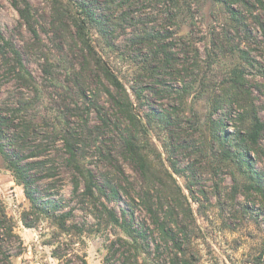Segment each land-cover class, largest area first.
Here are the masks:
<instances>
[{"label": "rangeland", "instance_id": "1", "mask_svg": "<svg viewBox=\"0 0 264 264\" xmlns=\"http://www.w3.org/2000/svg\"><path fill=\"white\" fill-rule=\"evenodd\" d=\"M27 1L37 36L14 7L25 0H0V118L14 116L16 130L31 127L28 138L6 131L2 143L30 164L38 196L90 232L88 264H120L132 242L108 213L132 223L142 264H264V198L252 188L255 177L264 186V129L249 137L256 119L264 128V0ZM72 2L87 4L102 25ZM12 47L35 88L18 81ZM96 58L120 80L142 123L146 170L125 151L124 96L100 76ZM73 67L77 77L69 76ZM66 134L102 188L94 192H106L97 204L75 194L85 188L67 161ZM0 202L24 245L14 264H58L50 244L63 237L44 216L35 228L24 225L30 202L1 154ZM102 202L108 212L99 215Z\"/></svg>", "mask_w": 264, "mask_h": 264}, {"label": "trees", "instance_id": "2", "mask_svg": "<svg viewBox=\"0 0 264 264\" xmlns=\"http://www.w3.org/2000/svg\"><path fill=\"white\" fill-rule=\"evenodd\" d=\"M237 1V0H233ZM75 3L74 5L77 7V10L80 12L82 16L85 17L88 21L93 23L94 25H102V23L95 18L93 14L90 13L87 4L84 3H78V2H72ZM19 4L15 3L14 7L17 9V11L20 14L21 19L25 22V24L31 29V32L34 35L37 34L36 27L34 25L33 17L31 16V4L25 0L24 7L18 6ZM262 34L264 37V22H260ZM76 29L79 32L81 36H84L85 38V29H86V23L85 20H78L76 22ZM101 32L103 30L100 29ZM104 33V32H103ZM3 39V35L0 33V40ZM264 44V42H263ZM87 48L89 52L93 55H95L94 51L92 50L91 46L86 41ZM13 55L15 60V68L13 71L16 74V77L18 81L25 83L28 86L36 87L37 81L35 78L31 75V73L27 70V68L22 64L20 53L17 49L13 48ZM96 65L98 67L99 72L101 73V77L109 83L111 87H114L116 91L119 93L120 96H124L123 99V105L119 108L124 109L126 113V119L128 122L127 129L125 131V136L123 138V144L125 151L127 152L128 156L133 160L134 163H136L141 169L146 170L150 167V162L148 161V156L143 152L140 139L138 137L139 132H143L142 123L135 114L132 102L129 98V95L127 93V90L124 88L120 80L114 75V73L105 66V64L102 63L101 60L96 58ZM50 69H45V73H49ZM69 76H78V72L75 71L74 67L71 69V72L69 73ZM73 79V78H72ZM76 82V80H74ZM79 83H76V85L79 87V89L82 88L81 85H78ZM109 93L113 96L114 100L118 101V98L116 95H113L112 92L109 90ZM120 101V99H119ZM17 118L23 119V117L18 113L16 116ZM13 119L10 118H0V154L6 164V167L8 171H10L13 176L15 182L23 187V191L25 194L26 199L30 202V211L25 212L22 217V221L24 225L27 228H35L36 222L38 219L42 216L50 219L53 223V226L57 228L58 233L60 237L63 240V242H55L50 244L52 249V257L58 261V264H88L87 261V244L85 241V235L90 233L88 230L83 227L79 226L78 224H72L70 223L69 219L71 214L64 212L58 208L57 205H55V202H47L43 201L39 196L38 192L35 191L33 188L32 183V176L30 174V164H22V160L16 153H10L5 148V145L2 143L3 139L8 138L6 131H11V129H14L15 132H13L12 137L21 139V134H23L24 138L30 137V129L31 127L27 125L25 127V130H16L15 128H11V122H13L16 118L12 116ZM24 120V119H23ZM25 121V120H24ZM105 122H107L106 119H104ZM26 123V121H25ZM263 124L256 119V122L254 124V130H252L251 134H249V137L252 141H256L258 137L260 136V133L263 130ZM241 142L246 143L247 141L245 138H242L243 136H239ZM74 136H68L66 134L65 138V147L68 154V163L72 167L73 171L75 172V176L79 183L84 184V192H75V194L79 195L81 198H83L85 201L94 202L97 204L96 201L101 202L102 197H105L106 192H94V189H97L98 191H102V188L98 185H96V182H94V177L91 172V170H87L85 167V160L86 156H83L81 154V148L78 140H74ZM33 157V156H32ZM35 157V156H34ZM259 175V174H258ZM80 179V181H79ZM252 188L256 190L258 194L261 195L262 198H264V186L262 185V182L260 181L259 177H255L253 179ZM78 189V186H77ZM80 193V194H79ZM116 195L117 192H114ZM148 205V210L150 213L153 214L155 218H157V223H159L160 219L158 218V215L156 214V211L153 208V205L150 204L151 200L146 198ZM104 210L99 212V215H104L108 211L105 204L101 203ZM30 215H35L36 220L35 222H31ZM96 215L97 219L100 220L102 216ZM110 218L116 225H118L123 232L132 240V242L125 241V246H123V252L120 256V264H142L140 262V258L138 256L139 249H141V244L138 241V237H136L135 233L136 231L133 230V225L130 223V221L124 217H117L114 218L112 213H108ZM162 225V223H161ZM160 225V226H161ZM162 233L164 235H167V232L165 230V226H161ZM143 235L139 236L142 237ZM122 242V240H121ZM18 243V249L19 251L14 253V249H16L15 244ZM114 247V244H113ZM143 249V247H142ZM144 250V249H143ZM24 251V245L21 241V238L16 234L15 232V224L11 218L8 217L5 208L0 202V264H14L13 258L14 256L21 255ZM121 251V250H120ZM133 252V254H132ZM72 255V256H70ZM178 260V259H177ZM183 261L188 264L189 262L186 261L183 258ZM103 264H114L111 262L110 259H106ZM174 264H177V261L174 262Z\"/></svg>", "mask_w": 264, "mask_h": 264}]
</instances>
